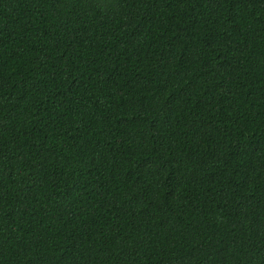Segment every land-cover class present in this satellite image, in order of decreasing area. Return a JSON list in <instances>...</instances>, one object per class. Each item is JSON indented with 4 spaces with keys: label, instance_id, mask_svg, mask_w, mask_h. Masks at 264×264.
Masks as SVG:
<instances>
[{
    "label": "trees",
    "instance_id": "trees-1",
    "mask_svg": "<svg viewBox=\"0 0 264 264\" xmlns=\"http://www.w3.org/2000/svg\"><path fill=\"white\" fill-rule=\"evenodd\" d=\"M0 264H264V0H0Z\"/></svg>",
    "mask_w": 264,
    "mask_h": 264
}]
</instances>
